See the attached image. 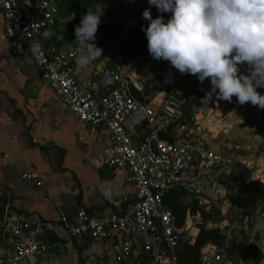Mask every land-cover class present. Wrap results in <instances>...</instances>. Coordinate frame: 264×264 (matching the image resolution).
Returning a JSON list of instances; mask_svg holds the SVG:
<instances>
[{
  "label": "built area",
  "instance_id": "built-area-1",
  "mask_svg": "<svg viewBox=\"0 0 264 264\" xmlns=\"http://www.w3.org/2000/svg\"><path fill=\"white\" fill-rule=\"evenodd\" d=\"M58 14L56 0L26 4L0 0V27L31 56L40 77L77 119L107 128L110 147L103 162L123 172L135 189L123 195L122 209L100 215L80 208L74 223L65 215L54 221H34L0 210V264H48L47 237L60 230L76 238L88 236L104 250H111L116 261L179 264L181 245L193 243V236L186 223L176 224L164 195L181 190L205 211L214 203L220 209L227 204L229 208V195L234 191L230 186L235 182L226 181L223 174L250 176V161L239 143L224 151L206 146V132L199 122H193L195 129L186 123L184 98L172 93L160 94L159 100L150 102L134 97L131 87L141 90L135 69L125 74L119 65H95L87 78L78 79L73 71L75 50L62 49L59 44L70 33L65 26L57 32ZM49 29L55 41L46 45L42 38ZM31 40L42 45L39 59L28 52ZM106 76L110 83L105 82ZM175 127L176 132L172 131ZM192 134L199 138L195 140ZM21 176L31 178L32 174L22 172ZM199 264L236 262L208 242L200 248Z\"/></svg>",
  "mask_w": 264,
  "mask_h": 264
},
{
  "label": "crops",
  "instance_id": "crops-1",
  "mask_svg": "<svg viewBox=\"0 0 264 264\" xmlns=\"http://www.w3.org/2000/svg\"><path fill=\"white\" fill-rule=\"evenodd\" d=\"M53 41V34L42 38L46 45ZM59 44L76 50L67 40ZM95 65L111 64L95 60L82 67L75 63L74 74L85 79ZM109 147L107 128L77 119L40 77L31 56L0 27V210L34 221L65 215L74 223L80 208L100 215L122 209L123 195H131L135 187L123 172L104 164ZM22 172L32 177L23 178ZM188 231L194 242L197 234ZM47 239L48 264H133L116 261L111 250L86 235L76 238L60 230Z\"/></svg>",
  "mask_w": 264,
  "mask_h": 264
},
{
  "label": "clouds",
  "instance_id": "clouds-1",
  "mask_svg": "<svg viewBox=\"0 0 264 264\" xmlns=\"http://www.w3.org/2000/svg\"><path fill=\"white\" fill-rule=\"evenodd\" d=\"M150 9L142 13L148 21L141 30L153 60L167 61L180 74L210 81L218 100L228 103L235 97L239 105L251 103L264 109V0H148ZM102 12L88 9L74 27L76 63L87 67L102 57L95 43ZM49 29L45 39L51 35ZM39 59L42 45L30 41L29 50ZM244 69V71H241ZM246 73V74H245ZM105 82L110 83L106 76Z\"/></svg>",
  "mask_w": 264,
  "mask_h": 264
},
{
  "label": "rangeland",
  "instance_id": "rangeland-1",
  "mask_svg": "<svg viewBox=\"0 0 264 264\" xmlns=\"http://www.w3.org/2000/svg\"><path fill=\"white\" fill-rule=\"evenodd\" d=\"M119 2L123 3L119 5L118 10L114 12L112 18L119 19L117 18L118 14H125L128 9H133L140 4V0H99L96 4V9L100 10L107 5ZM66 14L67 12L60 8L58 25L61 27L66 25L68 19H70V16L68 18ZM127 23L128 21L122 22L119 19L117 25L122 27L121 31H116L101 41H98L97 38L95 40L96 45L102 49V57L97 59V61L104 62L105 64L119 65L125 74L130 73L134 68L132 59L126 61H121L120 59L121 41L124 35L123 29ZM67 41L73 48H77L74 31L69 34ZM157 71L162 75L161 83L156 84L158 86L147 84V78L144 79L137 75L139 77L140 87L144 91V101L159 100L161 97L160 94L169 92L175 95L180 94V91L178 92L173 87L170 91L167 89V85L171 83L174 76L171 66L167 64L161 66L159 64ZM241 71H244V69H241ZM211 96L212 92L208 91L205 96V101L211 100ZM262 110L257 106H252L250 102L241 106L237 103L235 97L232 98L231 103L215 99L211 107L195 110L192 117L186 120V123L195 129L193 122L197 120L199 122L198 125H201L200 127L207 134L205 139L208 141V146L214 149L224 151L234 143L241 144L244 149V154L249 159L250 165L252 166L251 169L253 170V173L246 177L248 180L246 182L257 179L264 186V131L260 133H255L254 131L255 127L258 126L264 129V115H262ZM192 136L195 140L199 138V134H192ZM223 177L226 181H235L238 179L234 174L227 175L226 171ZM237 185L234 186L237 189V193L234 194L233 203L230 204V207L227 208V204L220 209L214 203L209 210L210 216L205 226L207 228L218 226L223 230L225 228V240L218 246L227 255L232 257L236 264H255L254 261L257 259H259V264H264V217L262 214L264 194L255 201H251L248 196L241 198L239 196L240 188L238 189L240 186ZM180 201L182 205H187L191 202V199L185 193L180 198ZM243 211H247V214H243ZM201 223H203V219L199 214H190L186 219V226L194 235L197 233L196 227Z\"/></svg>",
  "mask_w": 264,
  "mask_h": 264
},
{
  "label": "trees",
  "instance_id": "trees-1",
  "mask_svg": "<svg viewBox=\"0 0 264 264\" xmlns=\"http://www.w3.org/2000/svg\"><path fill=\"white\" fill-rule=\"evenodd\" d=\"M58 9H64L67 12L68 19L65 28L69 33L74 31V27L79 24L80 18L84 15L88 9H92L96 12H102L101 23L98 27V31L95 36L98 41H101L104 38H108L116 31H121L122 27L117 25V21L121 19L122 22H127V25L124 26V35L121 41V52L120 59L121 61H126L128 59L133 60V66L138 75L142 78H147V84H160L162 81V75L157 71V67L160 64L164 66L165 64L170 65L167 61L164 60H153L147 50V38L144 32L141 30V27H147L148 21L143 19L142 13L147 8L150 9L151 15L153 18H156L157 15H163L165 21L169 18V13H158L155 6L149 5L148 0H140V4L133 8L128 9L125 14H118L117 18H112L114 12L118 10V7L121 3H114L107 5L100 10L96 9V4L99 0H56ZM58 23H56L57 32L60 29L57 28ZM63 26V27H64ZM68 39V38H67ZM66 39V40H67ZM171 66V65H170ZM111 67V65H110ZM133 68V69H134ZM172 72L174 73L173 82L167 85L168 91L173 87L180 94L178 96L185 99L183 104V112L186 120H189L195 110L206 109L212 106L213 101L217 99L215 93L212 92L211 100L205 101V92L211 91L210 81L206 79L203 83H200L196 76L190 74H180L176 69L171 67ZM140 82V81H139ZM158 86V85H156ZM159 88V87H156ZM257 91L261 94H264V88H257ZM131 92L134 97L139 100H143L144 91L137 90L135 87H131ZM171 93V92H169ZM262 115H264V109L262 110ZM255 133L263 132V127H255ZM235 180V185H239L240 197L244 198L248 196L251 201H255L258 197L263 196L264 186L263 183L259 180H252L246 182V176L244 174H239ZM242 178V179H239ZM234 185V186H235ZM237 185V186H238ZM234 186H230L234 188ZM186 192L181 190H170L164 195V204L168 206L175 218L176 224L178 226L183 225L185 217L187 214H199L202 216L203 223L199 224L196 228L197 232L196 237L193 243L183 242L181 245V250L179 251V264H199L200 259V248L208 243H214L216 245H221L226 237L225 228L224 230L220 227H209L205 226L207 219L210 216L209 211H205L202 208L198 207L196 203L191 199V202L187 205H182L180 198ZM237 193L236 187L229 195L230 203H233V196ZM219 213V211H217ZM243 214H247V211H243ZM262 214L264 217V208L262 209ZM261 258V257H259ZM255 264H259V259L254 261Z\"/></svg>",
  "mask_w": 264,
  "mask_h": 264
}]
</instances>
